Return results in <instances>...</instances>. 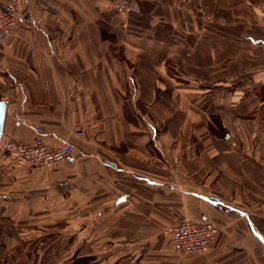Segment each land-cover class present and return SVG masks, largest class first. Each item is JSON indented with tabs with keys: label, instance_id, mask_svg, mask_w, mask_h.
Masks as SVG:
<instances>
[{
	"label": "crops",
	"instance_id": "obj_1",
	"mask_svg": "<svg viewBox=\"0 0 264 264\" xmlns=\"http://www.w3.org/2000/svg\"><path fill=\"white\" fill-rule=\"evenodd\" d=\"M9 3L0 0V7ZM247 16L264 27V0H137L127 15L113 12L108 0L18 1L16 26L0 41V143H30L40 127L54 146L68 139L73 159L26 171L0 153V264L50 257L36 251L45 237L35 215L11 216L25 208L123 210L92 234V250L108 258L133 259V245L147 244L165 224L190 220L218 228L197 263L264 264V126L247 124L243 109L231 116L226 107L216 114L176 108L180 77L172 71L211 68L212 44L228 40V32L239 41ZM248 33L264 37V28ZM180 37L189 40L175 44ZM168 53L182 54L175 60ZM253 79L257 97L264 73ZM215 115L224 138L211 128ZM76 127L82 136L73 135Z\"/></svg>",
	"mask_w": 264,
	"mask_h": 264
},
{
	"label": "rangeland",
	"instance_id": "obj_2",
	"mask_svg": "<svg viewBox=\"0 0 264 264\" xmlns=\"http://www.w3.org/2000/svg\"><path fill=\"white\" fill-rule=\"evenodd\" d=\"M136 3L137 0H135L134 9L131 12L121 15L134 13L136 10ZM243 7V12L245 13L248 10L252 11L251 6L244 5ZM260 7L256 6V9ZM236 12V15H239L238 9ZM242 16L244 17V15ZM245 18L242 24L245 31L247 30V34L242 36L239 41H237L235 37H229L231 33L228 32V40L226 37L220 40L218 36L217 39L219 41L212 44V49L206 54L207 58L211 61V68H175L172 70L174 72L173 75L176 77H180L192 83L185 85L182 80L178 78L175 83L176 94H178V84L180 85V92L178 96H175L177 98L176 108L191 109L195 107L201 108L202 110H207V108H209L212 109V113L216 114L213 110L226 107V109H230L227 110V113L231 116L235 114V109L236 111L243 109L246 113L244 120H246L247 124H259L260 126H264V89H261L257 97H253L252 95L256 87V83L253 81V74L255 72L264 73V63H262L264 59V37H257L248 33L249 27L254 29L255 27H264L256 26L255 22H251L249 16ZM227 23L229 25L233 23L236 24V21H227ZM233 27L232 25L230 26V28ZM214 33L218 35V31H214ZM183 39H185L186 42L189 40L187 37H180L175 44L183 43ZM220 42L222 44H220ZM216 43H218V46H215ZM219 45H222V47H219ZM168 54L170 58L175 56V60H177V57L181 56L182 53ZM195 57L197 61L198 53L195 54ZM259 61L260 63H258ZM254 64L259 65V71L252 66ZM167 71L169 72L170 70ZM204 77L206 78L205 83H203V81L195 83V81L191 79L187 80V78L198 80ZM208 79L209 82L207 81ZM242 89H245L244 94L241 93ZM241 98L244 99L245 105L237 107L236 104L241 101L239 100ZM204 102H206V105ZM183 113H186V111ZM211 117L215 120L220 119V117L216 115ZM187 118L191 117L181 116L180 120L182 121V119ZM253 118H255V123L251 122ZM223 119L228 121V119H234V117H226ZM257 119L259 120L257 121ZM210 124H213L212 120ZM226 124L233 125L234 123L232 120H229ZM1 144L2 143H0V146ZM0 153H2L1 150ZM17 211L15 210V212ZM30 213L33 214V216L35 215L37 230L39 232L42 230L44 232L43 236L45 237V246L37 247L36 251L50 254V257L40 262V264H200L197 263L199 258L201 257L200 259H204L207 257L206 254L211 251L218 235V228L216 227V238L207 251L184 254L178 252L171 244L168 236L165 234V229L170 224H165V227L161 229L160 232L159 230L157 231L155 237H150L148 239V243L146 242L147 244L141 246L133 245L131 247L133 259L121 260L108 258L106 255L107 253H105L106 250L98 254L96 250L95 253L92 250V234L93 232L94 234L97 232L98 222L101 224L100 232L106 231V229L103 228L102 221H118L122 218L121 216L124 215L123 210L119 211L118 208H25L24 210L20 209L17 214L12 213L11 216L13 218L19 217L22 218L23 221H26L28 215L30 219ZM9 217L10 215L6 218ZM60 222L64 223L61 227L58 225ZM172 223L174 224V222ZM20 225L22 226V231L27 230L25 223H20ZM92 227H96V231H93Z\"/></svg>",
	"mask_w": 264,
	"mask_h": 264
},
{
	"label": "built area",
	"instance_id": "obj_3",
	"mask_svg": "<svg viewBox=\"0 0 264 264\" xmlns=\"http://www.w3.org/2000/svg\"><path fill=\"white\" fill-rule=\"evenodd\" d=\"M18 1L10 0L7 8L0 7V41L7 38L16 26ZM134 2L135 0H108V6L115 13L126 14L134 9ZM35 131L36 137L30 143L5 141L0 146L1 152L8 155L17 168L26 171L39 167L51 168L73 159L68 139L54 146L48 142L42 128L37 127ZM73 135L82 136L81 128H74ZM165 234L178 252L194 254L210 249L217 229L211 223L183 220L167 226Z\"/></svg>",
	"mask_w": 264,
	"mask_h": 264
},
{
	"label": "trees",
	"instance_id": "obj_4",
	"mask_svg": "<svg viewBox=\"0 0 264 264\" xmlns=\"http://www.w3.org/2000/svg\"><path fill=\"white\" fill-rule=\"evenodd\" d=\"M213 124L211 125V128L213 127L217 133V135H219L220 137L224 138L226 135L225 129L222 126V122L220 120H215L213 119Z\"/></svg>",
	"mask_w": 264,
	"mask_h": 264
},
{
	"label": "water",
	"instance_id": "obj_5",
	"mask_svg": "<svg viewBox=\"0 0 264 264\" xmlns=\"http://www.w3.org/2000/svg\"><path fill=\"white\" fill-rule=\"evenodd\" d=\"M4 107H5V103L0 101V136H1V131H2Z\"/></svg>",
	"mask_w": 264,
	"mask_h": 264
}]
</instances>
